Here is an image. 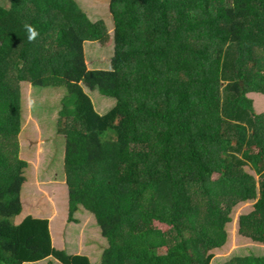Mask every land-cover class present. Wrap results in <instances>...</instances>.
I'll return each instance as SVG.
<instances>
[{
  "label": "trees",
  "instance_id": "16d2710c",
  "mask_svg": "<svg viewBox=\"0 0 264 264\" xmlns=\"http://www.w3.org/2000/svg\"><path fill=\"white\" fill-rule=\"evenodd\" d=\"M109 12L113 38L76 0L0 5V264H92L54 248L47 220L10 221L27 167L22 84L67 90L68 222L94 215L102 264H212L248 202L239 234L264 244V113L248 96L264 95V0H109ZM111 41V70L88 69L85 42ZM83 85L114 106L98 113Z\"/></svg>",
  "mask_w": 264,
  "mask_h": 264
},
{
  "label": "rangeland",
  "instance_id": "374dc122",
  "mask_svg": "<svg viewBox=\"0 0 264 264\" xmlns=\"http://www.w3.org/2000/svg\"><path fill=\"white\" fill-rule=\"evenodd\" d=\"M76 2L93 22L103 20L113 38L114 22L109 12V0H76ZM0 5L9 7L10 0H0ZM5 38L6 33L0 31V44ZM113 43L111 41L108 46H101L98 42L84 44L88 69L111 70ZM83 88L91 97L98 113H107L114 106L115 99L102 96L97 90L91 91L85 85ZM66 95L65 88H42L22 84L21 130L17 142L20 160L30 162L23 171L26 184L20 192V200L23 201L22 212L19 217L10 221L17 226L26 215L48 218L55 212L51 228L54 248L68 255H75L78 250L84 248L86 253H89L92 264H102L101 256L108 248V243L102 238L94 215L80 208L74 216L76 222H68V189L64 169L66 119L60 116L62 99ZM248 96L254 102L255 111L264 113V95L252 93ZM35 184H39L41 194L37 193ZM34 197L38 201L31 209L30 201L33 202ZM253 204L254 202L240 204L232 211V221L226 226V244L214 251L212 264H229L235 259L246 256L264 257L263 243L239 234V217L250 213ZM155 226L164 232L169 229L168 226L160 223H156ZM166 252L167 248L159 250V254ZM55 263L60 264L56 261ZM37 264H48V262Z\"/></svg>",
  "mask_w": 264,
  "mask_h": 264
},
{
  "label": "crops",
  "instance_id": "0c3cea01",
  "mask_svg": "<svg viewBox=\"0 0 264 264\" xmlns=\"http://www.w3.org/2000/svg\"><path fill=\"white\" fill-rule=\"evenodd\" d=\"M86 43V42H85ZM88 66V65H87ZM89 67V66H88ZM90 69V68H89ZM93 70V69H92ZM98 70V69H97ZM102 115L103 114H105L104 112L103 113H101ZM24 162V161H23ZM30 161H25V163H26V165L29 163ZM26 169H24V171H25ZM26 180V179H25ZM26 184V181L24 182V184H23V186ZM37 187V193H42V190L39 188V184H35ZM52 184H50V186H51ZM23 186H22V188H21V191H22V189H23ZM29 186V185H28ZM29 201H30V199H29ZM38 201V200H37ZM36 198L34 197L33 198V202L32 201H30V208L32 209L33 207H35L34 205L36 204ZM52 200H50V202H51ZM51 203H53V202H51ZM21 205H22V207H23V201L21 202ZM26 217H32L33 219H39V220H47L48 222H49V232L51 233V228H52V220L53 219H55V212H53V213H51V215L48 217V218H41V217H34V216H31V215H26V216H24V218H22L21 219V221H20V223L19 224H21L22 223V221L26 218ZM18 224V225H19ZM52 234V233H51ZM51 237H52V235H51ZM52 242H53V239H52ZM53 246H54V242H53ZM55 247V246H54ZM75 255H82V256H87V257H89L90 259H91V257H90V255H89V253H86V251H85V249L84 248H81L80 250H78V252H76V254ZM48 262V264H56L55 263V261H53L52 259H48V260H46L45 261V263H47Z\"/></svg>",
  "mask_w": 264,
  "mask_h": 264
},
{
  "label": "clouds",
  "instance_id": "9594fccd",
  "mask_svg": "<svg viewBox=\"0 0 264 264\" xmlns=\"http://www.w3.org/2000/svg\"><path fill=\"white\" fill-rule=\"evenodd\" d=\"M30 31H31V29H30ZM36 35V33L35 32H32V37H34Z\"/></svg>",
  "mask_w": 264,
  "mask_h": 264
}]
</instances>
